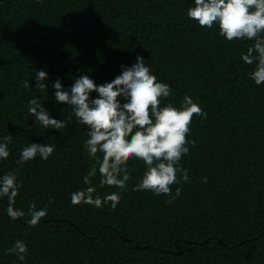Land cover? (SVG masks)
Wrapping results in <instances>:
<instances>
[{"label": "trees", "instance_id": "obj_1", "mask_svg": "<svg viewBox=\"0 0 264 264\" xmlns=\"http://www.w3.org/2000/svg\"><path fill=\"white\" fill-rule=\"evenodd\" d=\"M193 4L0 0V138L13 136L0 176L15 171L22 184L15 208L47 206L30 227L27 215L12 220L0 198V264H264V84L250 79L255 65L241 59L253 41L228 42L215 26L200 27L186 16ZM137 56L171 87L162 105L179 107L187 95L206 113L193 117L187 139L195 146L180 161L189 182L172 186L173 194L182 191L170 204L169 196L133 191L146 169L131 159L124 190L92 178L97 195L120 192L115 208L74 206L71 194L87 187L94 163L84 148L87 128L74 117L61 132L36 124L28 101L45 93L35 90V73L47 72L42 107L63 122L72 112L55 101L58 78L65 90L82 75L111 82ZM28 143L55 151L21 167L16 161ZM17 240L27 246L24 261L5 254Z\"/></svg>", "mask_w": 264, "mask_h": 264}, {"label": "clouds", "instance_id": "obj_2", "mask_svg": "<svg viewBox=\"0 0 264 264\" xmlns=\"http://www.w3.org/2000/svg\"><path fill=\"white\" fill-rule=\"evenodd\" d=\"M186 16L202 28L215 26L228 42L253 41L241 59L247 65H255L249 73L250 79L258 86L264 84V0H194ZM35 75V90L45 93L43 99L34 97L28 101L29 116L34 117L36 124L45 130L61 132L74 117L78 125L87 128L84 148L94 163L83 178L87 187L71 194L72 205L101 208L110 202L115 208L120 192L112 191L101 197L96 194V187L91 186L92 178L99 174L100 187L124 190L131 179L128 168L131 159L142 161L146 169L133 191L169 196L166 201L169 204L180 196L182 189L177 187L173 194L172 186L189 182L187 170L180 166V161L188 154L189 147L195 146V141L187 139L190 125L194 116L206 118V113L190 96L185 95L179 107L171 103L162 105L170 96L171 87L158 82L145 60L137 56L136 62L131 67L122 66L121 74L111 82L97 85L89 76L82 75L65 90L58 78L52 85L55 101L72 112L62 122L51 118L42 107L47 96V72L41 70ZM23 86L29 88V80L23 81ZM93 92L96 98L91 97ZM12 139L10 134L0 138V160L9 157ZM54 151L53 144L28 143L16 164L22 167L37 157L46 161ZM203 182L207 183L206 177ZM21 187L15 171L0 176V198H7V215L14 221L27 215L28 225L35 227L47 215V206L38 209L34 202H29L27 213L15 208ZM52 202L50 198L49 204ZM5 254L24 261L27 246L17 240Z\"/></svg>", "mask_w": 264, "mask_h": 264}]
</instances>
